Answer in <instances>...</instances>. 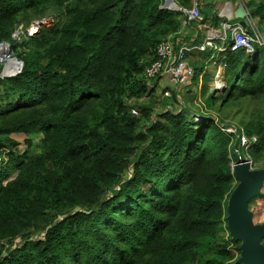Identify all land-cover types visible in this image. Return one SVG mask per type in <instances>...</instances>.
<instances>
[{"label":"trees","instance_id":"trees-1","mask_svg":"<svg viewBox=\"0 0 264 264\" xmlns=\"http://www.w3.org/2000/svg\"><path fill=\"white\" fill-rule=\"evenodd\" d=\"M162 3L0 0V40L23 62L0 77V264H237L240 242L222 236L232 162L236 151L264 157V106L239 119L245 147L224 112L219 126L182 105L154 118L152 101L128 103L145 93L157 45L179 37L181 14ZM249 14L264 25V0ZM46 16L52 24L12 37ZM219 63L214 92L206 63L193 65L208 108L264 99V46L218 52Z\"/></svg>","mask_w":264,"mask_h":264},{"label":"built area","instance_id":"built-area-1","mask_svg":"<svg viewBox=\"0 0 264 264\" xmlns=\"http://www.w3.org/2000/svg\"><path fill=\"white\" fill-rule=\"evenodd\" d=\"M165 8L174 9L180 12L181 26L185 27L190 24L191 21L199 18L200 9L197 3H194L191 7H183L176 4L174 0H162ZM223 22H221L222 30L219 32H208L202 42L189 43L180 41L178 48H175V40L171 34L167 35L155 49V59L144 67L143 78L148 83L149 81L157 80L159 76H168L173 78V81L184 79H191L194 75V68L188 63L187 59L191 54H197L199 51L211 50L210 58H216L218 52H222L226 49L230 51H237L240 48H246L247 50L253 49V45L257 44L264 46V32L255 27H250L251 33L245 30V27L235 24H229V15L225 14ZM39 19H35L28 26L23 27L22 24L18 25L13 31L12 37L17 41L21 40L19 36L22 33L25 36L32 35L36 32V25H42ZM39 26V27H40ZM250 26V24H249ZM227 31L230 32L227 39ZM180 32V31H179ZM220 41L217 43L215 39ZM178 41V39H177ZM15 51L9 41L0 40V77L12 76L18 73L23 65V62L16 57ZM225 64L219 63L215 68V74L213 81L210 85V91L219 90L223 85V70ZM200 86V82H199ZM133 112H136L133 109ZM198 117H195L197 119ZM219 125V124H218ZM221 126V125H219ZM228 132H235V136L239 137L240 145H249V139L241 132L239 133L233 128L225 127ZM252 140L255 137L252 136ZM245 146V147H247ZM250 161V160H249Z\"/></svg>","mask_w":264,"mask_h":264},{"label":"rangeland","instance_id":"rangeland-1","mask_svg":"<svg viewBox=\"0 0 264 264\" xmlns=\"http://www.w3.org/2000/svg\"><path fill=\"white\" fill-rule=\"evenodd\" d=\"M238 4H242L246 7L247 1L248 4H251L250 0H235ZM205 2L209 3H221L225 2V0H205ZM162 3L161 7H164ZM200 8V6H199ZM168 9V8H167ZM172 9V8H171ZM201 9V8H200ZM174 10V9H173ZM247 19L250 22L249 28L255 27L256 25L259 27L261 31L264 32V25L261 23H258L257 18H251L250 15H247ZM35 19L31 20V22H34ZM243 20V19H242ZM37 21H40V23L44 25L52 24L53 16H46V18L39 19ZM238 21L237 19H233V22ZM30 22V23H31ZM40 25H36V31L39 29ZM15 33V32H14ZM13 33V35H14ZM34 34V33H33ZM23 34L20 33V37ZM19 60V59H18ZM188 63L194 68V64L200 65L201 63L205 64V68H207V61L202 59L199 55H192L187 59ZM209 63V62H208ZM210 67H208V70ZM214 77L215 70H210ZM192 79H184L181 80V78L178 81H173V78H160L159 80H153L149 81L148 83L145 81V93L141 94L140 97H130L128 99V103H135V102H148L152 101L154 104V110H153V117L155 118V115L157 112L161 110H178L180 105H182L184 108H188L191 110V112H200V113H207V115L212 116L215 121H217V124L221 122V119L223 118L222 112L224 114H227L226 117H224L223 123L226 125H229L227 127H230V130L237 129L236 127H240L239 125V119L242 116L247 115L249 112L253 111L255 108L263 107L264 106V99L263 98H246L241 101H239L238 104L234 105H225L223 107L222 111L217 109V104L213 106V108H208L205 105L204 98L200 93V86L198 81ZM210 84L209 83V92H210ZM214 92V91H212ZM175 96L177 99L172 100V96ZM205 97V96H204ZM133 109L136 112H133ZM130 112L134 115H138L139 111L136 107H132L130 109ZM16 139H23V134H16L14 135ZM247 146V144L245 145ZM244 159L250 160L251 166L253 168H262L264 167V157H261L258 160H252L247 154L244 157ZM236 162L234 160L232 164ZM261 191L264 192V184L262 186ZM255 199L249 203V208L253 211V219L254 222L260 223L264 222V199L254 197ZM223 237H226V235L229 233L227 230H223ZM264 242V240H263ZM235 256L238 257L240 254L236 251H233Z\"/></svg>","mask_w":264,"mask_h":264},{"label":"water","instance_id":"water-1","mask_svg":"<svg viewBox=\"0 0 264 264\" xmlns=\"http://www.w3.org/2000/svg\"><path fill=\"white\" fill-rule=\"evenodd\" d=\"M246 14L239 4L235 9L236 17ZM236 153L237 160L232 164L236 185L226 202L227 229L231 238L240 242L237 264H264V222H254L253 211L249 208L250 200L260 194L264 184V167L253 168L249 160L242 158L238 151Z\"/></svg>","mask_w":264,"mask_h":264},{"label":"crops","instance_id":"crops-1","mask_svg":"<svg viewBox=\"0 0 264 264\" xmlns=\"http://www.w3.org/2000/svg\"><path fill=\"white\" fill-rule=\"evenodd\" d=\"M258 1L260 0H250L251 4H248V1H247L246 7L241 4L247 14L244 17L238 18L235 15V9L238 7L239 4L235 0H225V2H221V3H218V2H215V3L208 2L207 3L205 2V0H192L190 7L194 5V3H197L198 6H200L201 8V9L199 8L200 16L199 18L191 21L189 25L185 27L181 26L178 41L176 40V42H180V41L189 42V43L190 42L191 43L202 42L208 32L217 33L222 30L220 24L221 22L226 20L224 18L225 14L229 15V19H228L229 24L237 23L243 26V23H241V21L244 20L246 22L245 23L246 28H249L250 22L244 18H247L251 5H254V3H257ZM205 14H207V17ZM213 16H216L218 18V21H219L218 25L214 24V19H212ZM234 18L237 19L238 21L233 22ZM229 35H230V32L227 31V39L229 38ZM219 41L220 40L218 38L215 39V42L218 43ZM194 55H198V54H194ZM205 60L207 61V65H206L207 69L208 67H210L209 70L214 71L218 65L217 64L215 67L216 58L215 59L210 58L209 56Z\"/></svg>","mask_w":264,"mask_h":264},{"label":"clouds","instance_id":"clouds-1","mask_svg":"<svg viewBox=\"0 0 264 264\" xmlns=\"http://www.w3.org/2000/svg\"><path fill=\"white\" fill-rule=\"evenodd\" d=\"M43 25V24H42ZM255 45V44H254ZM214 78V77H213ZM212 81H213V79H212ZM212 81H211V83H212ZM211 85V84H210ZM210 92H212V91H210Z\"/></svg>","mask_w":264,"mask_h":264}]
</instances>
